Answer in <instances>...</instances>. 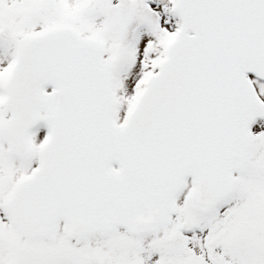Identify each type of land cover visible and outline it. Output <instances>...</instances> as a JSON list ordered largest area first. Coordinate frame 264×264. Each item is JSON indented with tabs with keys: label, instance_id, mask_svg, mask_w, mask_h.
<instances>
[{
	"label": "snow or ice",
	"instance_id": "6c2138e0",
	"mask_svg": "<svg viewBox=\"0 0 264 264\" xmlns=\"http://www.w3.org/2000/svg\"><path fill=\"white\" fill-rule=\"evenodd\" d=\"M0 264H264V0H0Z\"/></svg>",
	"mask_w": 264,
	"mask_h": 264
}]
</instances>
